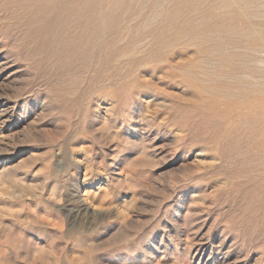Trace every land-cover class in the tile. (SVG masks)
<instances>
[{
	"label": "rangeland",
	"instance_id": "rangeland-1",
	"mask_svg": "<svg viewBox=\"0 0 264 264\" xmlns=\"http://www.w3.org/2000/svg\"><path fill=\"white\" fill-rule=\"evenodd\" d=\"M121 1L60 31L42 11L57 0H0V99L15 107L0 124V264H198L202 249L199 264H264V95L207 48L255 47L220 25L201 48L148 44L138 27L161 0ZM191 5L182 21L201 18ZM187 70L229 87L201 92Z\"/></svg>",
	"mask_w": 264,
	"mask_h": 264
},
{
	"label": "bare ground",
	"instance_id": "bare-ground-1",
	"mask_svg": "<svg viewBox=\"0 0 264 264\" xmlns=\"http://www.w3.org/2000/svg\"><path fill=\"white\" fill-rule=\"evenodd\" d=\"M94 1L95 0H57V2L47 5L46 8L44 7L42 11L43 12L46 11V14H49L51 16L54 14L53 16L55 20L57 21V26L60 31L66 30V29L69 30V28H71L72 26H74L76 30L82 31V25H84L87 28L88 24L92 20L93 21L96 20L93 17L94 16L93 14H96V13H93L94 11L93 9H91L92 8L91 6L93 5ZM114 2L116 5H118L117 3L119 2L122 3L121 0H118V1L114 0ZM199 2H201V4L204 3L205 6L207 4V10L199 9L201 6L200 5L198 7ZM70 4H72V6ZM189 4H192L191 6H193L194 10H189L188 13L190 14L194 13L196 15L200 14L201 18L199 19V21H193V20L185 19V18L182 21L181 18L179 17V14H181L182 9L185 10V8H188ZM230 4L231 6H234L232 7L233 9L230 8ZM68 6L72 10L70 9V12L67 13L66 9ZM101 11L102 9L100 10V12ZM150 18H151L150 21L149 20L143 21L141 23V25L138 28L139 30H142V31L138 32V34L140 33L141 35L146 34L145 37H143L146 43L151 44V41L155 39L154 41H156L157 44L161 45V47L165 49L166 48L171 49V48L178 47L182 43H185V44L194 43L196 45H199V47L201 48L203 47L202 45L203 43L199 42V40L201 39L203 40L210 39L209 41L213 43L216 40L215 39L211 40V37L214 38L215 36H218L219 31H221L219 30L220 28L219 25L223 26V28L226 29V33L228 36L230 35L233 37L235 36L237 37L236 39L237 44H243L246 47H249L248 45L254 46L255 48L253 49L255 50H253L254 55L252 57L256 58V60H251L252 58H247L244 55L243 56L238 55L237 49H235V47H232V46L230 48H226V50L224 49L220 50L219 48L221 45L218 44V42H216V45H211L209 47L207 46V48L211 53L214 54V56H217L215 57V59H213V61H216V60L218 62L221 61L220 64H222L223 66H227L228 71L226 73L228 74V77H231L232 79H234V81H239L240 85H242L243 88L252 87L250 89L253 91V94L264 95V57H263L264 52L262 53L261 51L257 50L258 47H261V48L264 47V0H195V1L193 0H161L160 4H158L155 8H153L150 11ZM237 23L241 27H237ZM185 26L186 27L188 26L187 28L188 30L183 31V29L186 28ZM199 28H202L203 30L199 31ZM68 34L70 35V32ZM93 36H95V34ZM52 37L53 36L51 35V38ZM139 37L141 38V36ZM53 39H54V42L57 41L55 40V38ZM136 39L138 40V38ZM166 39H168V41H165ZM76 42H79V41L77 40ZM56 44L58 43L56 42ZM58 47H55V48H58ZM177 53L178 52H176V54ZM154 60H157V59H154ZM259 62L261 65H259ZM7 71H8L7 65L3 62V59L0 58V91H1V87L3 83L8 78V77L6 78ZM186 73L188 74L189 78L193 81L195 87L201 92L205 91L207 94H211V95L214 94L216 91V87L218 86L219 88L229 87L227 85L220 87L221 85L213 84L216 78L219 79V77H221L219 76V72L215 74H211V73H208L207 71L194 72L192 70H187ZM250 80H252V82H250ZM238 87L240 88V86ZM223 93L225 95L224 98L233 97L229 93V91L227 92L225 91ZM237 94H236L237 98H245L246 96H248V94L244 95L241 92ZM258 106H261V109L264 110V101H261L260 104L255 105V109H258ZM14 112H15V107L11 106L9 102L0 99V124L3 125L2 128L9 129L10 127L12 129V126L5 127V124L8 123L7 121H10V119L13 117ZM74 209L75 208H73V211ZM82 211H84V208L83 209L78 208L76 212L79 214ZM205 254H206L205 249L198 251L199 263H200V260H204ZM208 258L209 256L204 260V262H206Z\"/></svg>",
	"mask_w": 264,
	"mask_h": 264
}]
</instances>
